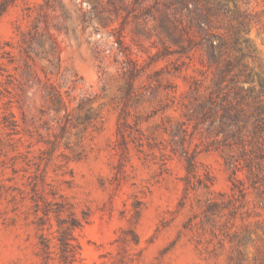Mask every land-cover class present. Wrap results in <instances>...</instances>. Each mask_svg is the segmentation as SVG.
Wrapping results in <instances>:
<instances>
[{"label": "rangeland", "instance_id": "rangeland-1", "mask_svg": "<svg viewBox=\"0 0 264 264\" xmlns=\"http://www.w3.org/2000/svg\"><path fill=\"white\" fill-rule=\"evenodd\" d=\"M0 8V264H264V0Z\"/></svg>", "mask_w": 264, "mask_h": 264}, {"label": "trees", "instance_id": "trees-1", "mask_svg": "<svg viewBox=\"0 0 264 264\" xmlns=\"http://www.w3.org/2000/svg\"><path fill=\"white\" fill-rule=\"evenodd\" d=\"M3 10L0 8V16L2 14ZM210 58L213 61V63H215L217 65V72H216V77L214 80V94L216 95V97H219L220 100V107H221V115L219 117L218 120V130L219 133H222L224 137L230 136V137H234L236 139H239V133L240 131L244 128V119L243 116L241 115V111L235 109V106L231 103L227 101V97H228V93H221L222 90H224L225 88H227V85L223 88L222 85L226 82H228V84H234L235 81L233 78L227 79V75L230 72L231 68H232V63L230 61H224L222 65H218L220 64L221 60L219 59V55H216L213 53V51H215V49H217V47H214V45L212 43H210ZM231 89H228V91H230ZM262 92H264V88L261 90ZM235 94H237V90H234ZM210 94L208 100L206 101V103H204L202 105V107L205 106V104H212L213 98H212V94ZM222 102H226L225 104H222ZM252 118H254V123L255 126L253 128V133L258 132L259 130H261V126L260 123L261 121H263V117H264V108L263 106H257L253 112L250 115ZM230 129L229 132H227V129ZM247 152H243L244 155H246ZM255 155L257 156L258 159H263L264 155L263 153H261L260 149H257L255 152ZM250 160H246V162H248V165L250 164L249 162ZM71 226H74V224H72ZM68 238L63 237V238H58L57 241L59 242L61 248H64V240L66 241ZM42 246L44 247V251L47 250V244H46V240L44 239V241H41ZM69 244V243H68ZM63 251V249H62Z\"/></svg>", "mask_w": 264, "mask_h": 264}]
</instances>
